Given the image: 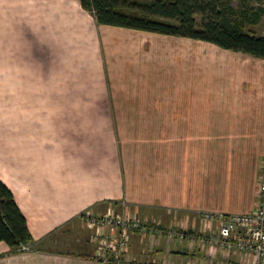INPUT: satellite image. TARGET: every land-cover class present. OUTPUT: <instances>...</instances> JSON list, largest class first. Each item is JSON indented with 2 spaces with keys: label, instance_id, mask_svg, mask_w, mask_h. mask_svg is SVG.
I'll list each match as a JSON object with an SVG mask.
<instances>
[{
  "label": "crops",
  "instance_id": "crops-1",
  "mask_svg": "<svg viewBox=\"0 0 264 264\" xmlns=\"http://www.w3.org/2000/svg\"><path fill=\"white\" fill-rule=\"evenodd\" d=\"M160 39L175 42L164 56ZM263 157V59L98 25L78 0H0V180L35 243H0V264H100L87 210L200 233L202 212L255 208ZM128 248L152 264H253L137 233Z\"/></svg>",
  "mask_w": 264,
  "mask_h": 264
},
{
  "label": "trees",
  "instance_id": "trees-1",
  "mask_svg": "<svg viewBox=\"0 0 264 264\" xmlns=\"http://www.w3.org/2000/svg\"><path fill=\"white\" fill-rule=\"evenodd\" d=\"M78 1L98 25L190 38L264 60V37L246 31L264 17V0ZM0 243L10 253L22 252V246L35 250L26 219L1 180Z\"/></svg>",
  "mask_w": 264,
  "mask_h": 264
},
{
  "label": "built area",
  "instance_id": "built-area-1",
  "mask_svg": "<svg viewBox=\"0 0 264 264\" xmlns=\"http://www.w3.org/2000/svg\"><path fill=\"white\" fill-rule=\"evenodd\" d=\"M82 217L93 231L91 240L97 246L94 258L100 264H152L126 257L132 233L151 241L161 238L197 244L210 255L240 253L251 257L253 264H260L264 262V157L255 208L246 214L202 212L200 219L205 229L200 233L180 225L166 228L159 222L142 221L112 210L101 216L85 211ZM21 251H30V247L22 246Z\"/></svg>",
  "mask_w": 264,
  "mask_h": 264
},
{
  "label": "rangeland",
  "instance_id": "rangeland-1",
  "mask_svg": "<svg viewBox=\"0 0 264 264\" xmlns=\"http://www.w3.org/2000/svg\"><path fill=\"white\" fill-rule=\"evenodd\" d=\"M234 6L237 7L236 4H234ZM197 19L200 20L199 17ZM19 26L21 28H23L22 25H19ZM247 29L256 30L258 33L261 34L260 36H263L264 37V20H262V22L257 26V28L248 26ZM54 32H56V31H54ZM160 37H162V36H160ZM172 43H175V42H172ZM172 43L171 42L164 41V40H161L160 41V53H162L163 56H164V53L163 52L166 50V47H169L170 48V46H172L171 45ZM84 48H86V46L82 45V49H84ZM168 59H171V56H169V57H167V56L161 57L160 56V69L161 70H167V69H169V67L168 68H166V67L169 66V64H170V62H172V60H168ZM166 60H168V61H166ZM157 63H158V61L155 62V64H157ZM90 64H91V68L94 69L95 68V65L93 63H91V62H90ZM108 64H109L108 61H106L104 59V57H102V65L104 66V70H105L106 74H108V67H107ZM119 71L120 70H116L117 78H119ZM138 72H139V69L138 68H134L133 69V73L136 74ZM169 76H170V79H171V72L169 73ZM146 78L149 79V80H151V81L159 82L160 81V74H159V72H156L155 69H152V70H149L148 71ZM7 96H8V94H7V91H6L4 93V97H7ZM87 211H90V210H87ZM85 226H86V224H85Z\"/></svg>",
  "mask_w": 264,
  "mask_h": 264
}]
</instances>
